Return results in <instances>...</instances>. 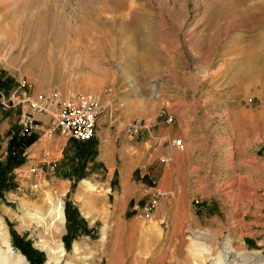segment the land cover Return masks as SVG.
I'll return each instance as SVG.
<instances>
[{"label":"rangeland","instance_id":"obj_1","mask_svg":"<svg viewBox=\"0 0 264 264\" xmlns=\"http://www.w3.org/2000/svg\"><path fill=\"white\" fill-rule=\"evenodd\" d=\"M19 82L94 96L100 114L92 156L57 131L25 148L0 196V255L30 264L18 241L41 264L53 243L60 264H210L200 247L228 242L264 264V0H0V91ZM16 107H0V161ZM148 187L165 195L145 220ZM66 205L84 222L68 247Z\"/></svg>","mask_w":264,"mask_h":264},{"label":"built area","instance_id":"obj_2","mask_svg":"<svg viewBox=\"0 0 264 264\" xmlns=\"http://www.w3.org/2000/svg\"><path fill=\"white\" fill-rule=\"evenodd\" d=\"M15 106L25 108L19 114V136L30 135L37 127L34 116L44 115L50 120L49 134L57 131L61 136L77 142H87L93 138L96 120L100 114L99 101L94 96H82L74 101L64 100L58 92L31 96L25 90L24 82H19L9 96L0 91V107L7 109ZM170 120L171 118H167L166 121ZM127 128L134 130L135 125L128 124ZM172 145L179 151L184 149L180 139L173 141ZM145 195L141 216L149 220L165 193L155 187H148Z\"/></svg>","mask_w":264,"mask_h":264},{"label":"trees","instance_id":"obj_3","mask_svg":"<svg viewBox=\"0 0 264 264\" xmlns=\"http://www.w3.org/2000/svg\"><path fill=\"white\" fill-rule=\"evenodd\" d=\"M19 137L20 138L13 137L10 140L8 144L7 156L4 161H0V196H2L3 191L9 190L13 186L10 173L12 170L20 167L24 163L25 148L32 143L30 135ZM91 140L87 142H77L70 140L71 142L75 143L76 146H79L81 148L82 152H79V158L83 157V149L87 150V154H89L90 156L95 154V145ZM65 217L67 228L69 230V237H65L64 242L65 246L68 247L70 242V235L76 232L79 226L84 225V222L83 219L79 218L77 210L70 205L65 206ZM13 244L17 248L19 247L21 252L29 260L30 264H41L43 262L42 253L32 250L27 244H24L22 246L18 241H15ZM36 261H38V263H36Z\"/></svg>","mask_w":264,"mask_h":264},{"label":"bare ground","instance_id":"obj_4","mask_svg":"<svg viewBox=\"0 0 264 264\" xmlns=\"http://www.w3.org/2000/svg\"><path fill=\"white\" fill-rule=\"evenodd\" d=\"M82 185L91 188L90 183L86 180L82 182ZM51 213L59 224L63 223V213L60 209L59 204H54L52 206ZM7 247L8 249L6 254L5 255L1 254L2 256L0 255L3 264H27L26 260L21 254L15 252L13 249H11L10 246ZM193 248H197V247H193ZM200 248H202L200 251H203L204 252L203 254H205L207 257L204 258V256L202 255L203 260L208 259L210 261V264H239L237 263L238 262L237 259L241 261V264H255V261L257 260L256 258L259 259L258 254L238 253L231 247V245L228 242L224 243V246L218 255L216 254L214 255L213 253L214 249L211 246L204 245L203 247ZM61 255H62L61 245L57 246L55 243H53V245H51L48 250V260L51 261L53 264H60Z\"/></svg>","mask_w":264,"mask_h":264},{"label":"crops","instance_id":"obj_5","mask_svg":"<svg viewBox=\"0 0 264 264\" xmlns=\"http://www.w3.org/2000/svg\"><path fill=\"white\" fill-rule=\"evenodd\" d=\"M17 113L20 114L22 110H24V107L17 106ZM35 123L37 125L36 129L33 130V132L30 134V138L32 139V143L29 146L33 145L36 141L40 140L38 139V135L43 133V137L48 136L47 130L50 128V120L47 116L44 115H35L34 116ZM49 126V127H48ZM50 136V135H49ZM181 140V139H180ZM183 142V141H182ZM184 144V143H183ZM26 154V152H25ZM32 156V155H31ZM27 157V156H26ZM29 157V156H28ZM27 157V158H28ZM64 219V217H63Z\"/></svg>","mask_w":264,"mask_h":264}]
</instances>
